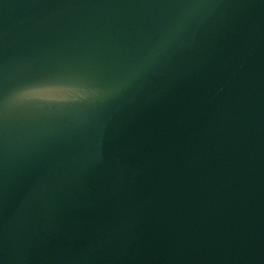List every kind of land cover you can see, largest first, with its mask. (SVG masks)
I'll return each mask as SVG.
<instances>
[{
    "label": "water",
    "instance_id": "water-1",
    "mask_svg": "<svg viewBox=\"0 0 264 264\" xmlns=\"http://www.w3.org/2000/svg\"><path fill=\"white\" fill-rule=\"evenodd\" d=\"M99 0H0V113Z\"/></svg>",
    "mask_w": 264,
    "mask_h": 264
}]
</instances>
